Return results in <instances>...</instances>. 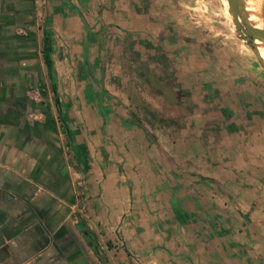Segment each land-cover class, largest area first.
Returning <instances> with one entry per match:
<instances>
[{
  "label": "crops",
  "instance_id": "obj_1",
  "mask_svg": "<svg viewBox=\"0 0 264 264\" xmlns=\"http://www.w3.org/2000/svg\"><path fill=\"white\" fill-rule=\"evenodd\" d=\"M172 1L0 0V264H246L264 245L250 208L223 225L193 148L177 173L111 89L129 10Z\"/></svg>",
  "mask_w": 264,
  "mask_h": 264
},
{
  "label": "rangeland",
  "instance_id": "obj_2",
  "mask_svg": "<svg viewBox=\"0 0 264 264\" xmlns=\"http://www.w3.org/2000/svg\"><path fill=\"white\" fill-rule=\"evenodd\" d=\"M129 12L138 20L118 27L107 49V77L125 95L129 122L175 145V155L169 147L160 153L175 160L177 173L187 171L183 149L192 147V169L218 192L223 225L229 210L250 208L264 240V68L227 0L135 4ZM247 186L254 197L232 196ZM240 250L246 264H264L263 244Z\"/></svg>",
  "mask_w": 264,
  "mask_h": 264
},
{
  "label": "water",
  "instance_id": "obj_3",
  "mask_svg": "<svg viewBox=\"0 0 264 264\" xmlns=\"http://www.w3.org/2000/svg\"><path fill=\"white\" fill-rule=\"evenodd\" d=\"M228 2V10L231 13V17L234 25L237 29L244 35L245 39L251 44V48L257 57L260 65L264 68V63L261 58L258 56L256 51L254 50V46L252 44V40L254 38L260 40L264 43V18L263 22L260 26H257L253 22L249 21L246 16L242 13L240 0H227ZM83 23L88 26L87 21L83 16H81Z\"/></svg>",
  "mask_w": 264,
  "mask_h": 264
},
{
  "label": "bare ground",
  "instance_id": "obj_4",
  "mask_svg": "<svg viewBox=\"0 0 264 264\" xmlns=\"http://www.w3.org/2000/svg\"><path fill=\"white\" fill-rule=\"evenodd\" d=\"M242 13L246 18L260 26L264 18V0H240ZM254 50L264 63V43L254 38Z\"/></svg>",
  "mask_w": 264,
  "mask_h": 264
},
{
  "label": "built area",
  "instance_id": "obj_5",
  "mask_svg": "<svg viewBox=\"0 0 264 264\" xmlns=\"http://www.w3.org/2000/svg\"><path fill=\"white\" fill-rule=\"evenodd\" d=\"M29 92L31 97H33L34 99H36L39 96V92L36 89H30Z\"/></svg>",
  "mask_w": 264,
  "mask_h": 264
}]
</instances>
